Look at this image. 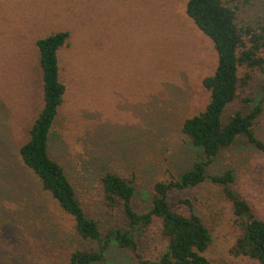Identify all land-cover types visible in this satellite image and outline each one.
Wrapping results in <instances>:
<instances>
[{
    "label": "rangeland",
    "instance_id": "rangeland-1",
    "mask_svg": "<svg viewBox=\"0 0 264 264\" xmlns=\"http://www.w3.org/2000/svg\"><path fill=\"white\" fill-rule=\"evenodd\" d=\"M187 1L0 0V264H67L74 247H98L74 234L72 217L42 190L20 158L19 149L44 103L40 37L70 33L59 50L67 91L49 150L102 230L126 225L122 210L112 211L104 203L103 174L114 171L131 180L135 207L145 211L152 206L157 181L179 177L202 155L182 127L210 100L203 79L214 73L218 54L212 39L187 15ZM223 2L236 5L239 25H264V0ZM246 71L251 70L242 66L240 73ZM245 97L252 98L249 105ZM262 99L264 76L254 70L226 115ZM262 107L254 129L264 140V101ZM227 169L236 173L233 188L264 219V153L238 139L215 157L208 173ZM169 197L182 209L179 200L190 199L211 229L212 264H259L231 252L241 231L222 186L208 179L173 190ZM44 213L61 234L58 242L38 229ZM163 244L155 222L145 229L138 251L153 257ZM136 255L112 243L100 264H138Z\"/></svg>",
    "mask_w": 264,
    "mask_h": 264
},
{
    "label": "trees",
    "instance_id": "trees-1",
    "mask_svg": "<svg viewBox=\"0 0 264 264\" xmlns=\"http://www.w3.org/2000/svg\"><path fill=\"white\" fill-rule=\"evenodd\" d=\"M186 13L196 26L214 43L218 63L213 74L203 79L210 92L206 108L185 119L182 130L202 155L191 168L179 177L172 175L154 184L152 206L145 211L135 207V186L131 180L114 171L102 175L100 182L103 200L108 209L122 210L125 226H110L102 230L95 218L88 216L68 176L65 166L50 154V140L59 109L67 91L60 74L59 50L70 37L69 31H57L37 40L42 68L43 106L29 130L28 140L19 154L22 162L38 177L42 190L57 201L63 213L72 217L74 234L82 241H96V249L74 247L67 264H100L112 243L136 253L138 264H212L208 255L213 234L188 198L179 200L185 208L174 207L170 200L173 190L198 186L208 179L223 187L232 203L235 224L241 233L231 252L234 256H247L264 264V219L259 217L248 199L234 188L236 173L233 169L209 175L208 167L215 157L238 139H245L251 147L264 153V140L254 129L263 111V99L248 110L238 109L227 117L226 112L247 87L256 70L264 76V25H239L236 5L223 0H188ZM245 66L251 71L240 73ZM252 98L245 97L249 105ZM38 229L52 235L59 234L42 216ZM157 223L163 247L153 257H143L139 245L145 229ZM48 232V233H47ZM50 238V239H51ZM63 243L66 238L64 236Z\"/></svg>",
    "mask_w": 264,
    "mask_h": 264
}]
</instances>
